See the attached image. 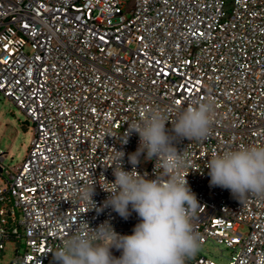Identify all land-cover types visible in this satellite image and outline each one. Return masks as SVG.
Segmentation results:
<instances>
[{"label": "built area", "instance_id": "2783aa9c", "mask_svg": "<svg viewBox=\"0 0 264 264\" xmlns=\"http://www.w3.org/2000/svg\"><path fill=\"white\" fill-rule=\"evenodd\" d=\"M0 93L33 130L19 163L5 167L0 151L8 264H55L64 238L104 223L131 235V206L127 219L104 206L113 150L132 171L139 136L129 129L160 111L171 134L194 101L213 102L209 134L172 143L199 204L200 246L223 244L228 264H264V198L236 199L210 185L207 168L213 154L264 146V0H0ZM138 160L146 179H169L162 159ZM186 264L218 263L197 252Z\"/></svg>", "mask_w": 264, "mask_h": 264}, {"label": "clouds", "instance_id": "9594fccd", "mask_svg": "<svg viewBox=\"0 0 264 264\" xmlns=\"http://www.w3.org/2000/svg\"><path fill=\"white\" fill-rule=\"evenodd\" d=\"M213 113L212 101H194L178 112L171 134L160 111L151 112L131 127L129 132L139 136L136 152L128 155L133 170L125 171L121 166L124 152L113 150L115 179L105 181L111 188L101 187L109 194L105 207L110 206L127 219L131 206L139 223L131 235H119L107 223L92 229L90 235L72 234L52 254L55 264H186L193 258L200 249L199 236L192 224L199 204L186 176L179 175L185 158L172 141L206 137ZM142 153L146 159H162L161 167L169 179L149 180L138 174L134 169ZM207 168L210 185L230 190L236 199L242 200L250 193L264 198V146L250 145L213 154ZM93 191V187L86 191L84 198L92 201ZM112 247L121 250L119 257L110 253Z\"/></svg>", "mask_w": 264, "mask_h": 264}, {"label": "rangeland", "instance_id": "374dc122", "mask_svg": "<svg viewBox=\"0 0 264 264\" xmlns=\"http://www.w3.org/2000/svg\"><path fill=\"white\" fill-rule=\"evenodd\" d=\"M24 113L10 100L0 93V151H5L3 160L5 167L19 163L30 144L32 138L31 125H24ZM13 251V244L8 242L0 253V264H8ZM114 257L121 255V250L112 247L109 249ZM199 254L216 261L218 264H228L231 251L223 244L207 242L198 251Z\"/></svg>", "mask_w": 264, "mask_h": 264}, {"label": "water", "instance_id": "95a60500", "mask_svg": "<svg viewBox=\"0 0 264 264\" xmlns=\"http://www.w3.org/2000/svg\"><path fill=\"white\" fill-rule=\"evenodd\" d=\"M22 124L27 125L28 124V121L27 120H24V121H22Z\"/></svg>", "mask_w": 264, "mask_h": 264}, {"label": "snow or ice", "instance_id": "6c2138e0", "mask_svg": "<svg viewBox=\"0 0 264 264\" xmlns=\"http://www.w3.org/2000/svg\"><path fill=\"white\" fill-rule=\"evenodd\" d=\"M177 103H180V101H179V100H177Z\"/></svg>", "mask_w": 264, "mask_h": 264}]
</instances>
